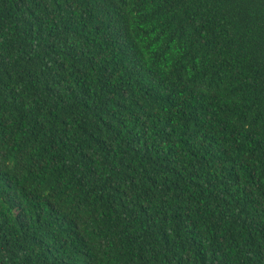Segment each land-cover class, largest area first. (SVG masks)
<instances>
[{"label": "trees", "instance_id": "obj_1", "mask_svg": "<svg viewBox=\"0 0 264 264\" xmlns=\"http://www.w3.org/2000/svg\"><path fill=\"white\" fill-rule=\"evenodd\" d=\"M0 264H264V0H0Z\"/></svg>", "mask_w": 264, "mask_h": 264}]
</instances>
